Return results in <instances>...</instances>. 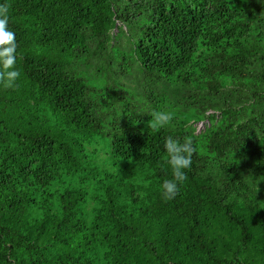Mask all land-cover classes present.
I'll list each match as a JSON object with an SVG mask.
<instances>
[{
  "label": "trees",
  "instance_id": "16d2710c",
  "mask_svg": "<svg viewBox=\"0 0 264 264\" xmlns=\"http://www.w3.org/2000/svg\"><path fill=\"white\" fill-rule=\"evenodd\" d=\"M0 7V264H264V0ZM168 137L194 148L172 200Z\"/></svg>",
  "mask_w": 264,
  "mask_h": 264
},
{
  "label": "clouds",
  "instance_id": "9594fccd",
  "mask_svg": "<svg viewBox=\"0 0 264 264\" xmlns=\"http://www.w3.org/2000/svg\"><path fill=\"white\" fill-rule=\"evenodd\" d=\"M17 65L16 34L9 27L7 9L0 7V83L7 88H14L20 79ZM169 113L156 111L152 115V127H164L172 121ZM168 163L172 168V178L162 184V195L165 199H175L179 194L181 183L187 177V169L191 168L194 148L191 139L181 142L168 137L165 143Z\"/></svg>",
  "mask_w": 264,
  "mask_h": 264
},
{
  "label": "rangeland",
  "instance_id": "374dc122",
  "mask_svg": "<svg viewBox=\"0 0 264 264\" xmlns=\"http://www.w3.org/2000/svg\"><path fill=\"white\" fill-rule=\"evenodd\" d=\"M203 126H204L203 122H198L196 124L197 131H200L203 128Z\"/></svg>",
  "mask_w": 264,
  "mask_h": 264
}]
</instances>
